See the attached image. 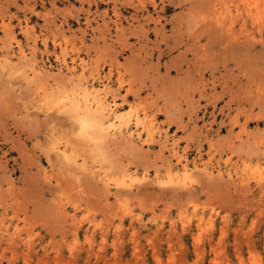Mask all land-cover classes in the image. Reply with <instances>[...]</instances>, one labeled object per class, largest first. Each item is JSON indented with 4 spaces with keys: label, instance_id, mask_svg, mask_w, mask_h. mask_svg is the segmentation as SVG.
<instances>
[{
    "label": "rangeland",
    "instance_id": "rangeland-1",
    "mask_svg": "<svg viewBox=\"0 0 264 264\" xmlns=\"http://www.w3.org/2000/svg\"><path fill=\"white\" fill-rule=\"evenodd\" d=\"M0 264H264V0H0Z\"/></svg>",
    "mask_w": 264,
    "mask_h": 264
},
{
    "label": "bare ground",
    "instance_id": "bare-ground-1",
    "mask_svg": "<svg viewBox=\"0 0 264 264\" xmlns=\"http://www.w3.org/2000/svg\"><path fill=\"white\" fill-rule=\"evenodd\" d=\"M22 57V56H21ZM17 64V63H16ZM28 68V67H27ZM32 68V67H31ZM83 70V69H82ZM84 72V71H83ZM43 74V73H42ZM80 78V77H79ZM97 79V78H96ZM63 80V79H62ZM77 81V80H76ZM71 82V81H70ZM73 82V81H72ZM92 82V81H91ZM83 84H84V82H83ZM93 88V87H92ZM107 88V87H106ZM110 88V87H109ZM97 89V88H96ZM98 90V89H97ZM102 90V89H101ZM86 91V90H85ZM84 91V92H85ZM92 91V90H91ZM94 91V90H93ZM103 91V90H102ZM68 93H69V91H67ZM82 93V92H81ZM86 93V92H85ZM96 93V92H95ZM89 94V93H88ZM92 94V93H91ZM97 94V93H96ZM110 94V93H109ZM64 95H66V94H64ZM72 95V94H71ZM76 95V94H75ZM86 95V94H85ZM100 95V94H99ZM78 96V95H77ZM83 96H84V94H83ZM83 96H82V98H83ZM87 96V95H86ZM88 96H91L90 94L88 95ZM61 97V96H60ZM65 97V96H64ZM70 97H72V96H70ZM70 97H68V95L65 97V99L64 100H66L67 102H68V104H70V106H71V108L74 110V112L76 113V116L78 117V120L80 121V124H81V128H82V130H85L86 131V133H87V130L88 129H90L91 130V132L93 133V138H95V139H99V138H101L102 137V135L104 136V135H106V134H108L109 133V131L110 130H116L115 129V124L113 123V121L109 124V125H107V126H105V124H104V120H103V114H104V106H103V103L101 102V100H100V98H98V94L97 95H93V96H91V99L90 100H92L93 101V104H94V106H95V110L94 111H96V112H93L95 115V117H92L93 115H91V114H93L91 111V109H94V108H91V109H89V107L88 108H86V109H83V113L81 112V108H80V106L77 104V103H75V101L73 102V99H71ZM99 97H101V96H99ZM62 98V97H61ZM60 98V99H61ZM78 98V97H77ZM80 98V97H79ZM81 98V99H82ZM86 98V97H85ZM84 98V99H85ZM59 99V100H60ZM63 99V98H62ZM61 99V100H62ZM60 100V101H61ZM87 100H88V98H87ZM86 103H87V101H86ZM85 106V105H84ZM107 106V105H106ZM86 107V106H85ZM58 110V109H57ZM134 112H137V111H134ZM137 114L136 113H134L133 114V116H136ZM139 116V115H138ZM138 116H136L135 117V120H136V122H138ZM126 117V116H125ZM131 117V116H130ZM146 117V116H145ZM128 118H129V116H128ZM109 119V118H108ZM115 122L118 124V125H120V123L122 124L123 122H125V121H123L124 120V117H119V116H116L115 118ZM146 119V118H145ZM128 120V119H127ZM126 120V121H127ZM131 120V119H130ZM145 121V120H144ZM141 122V121H140ZM147 122V121H146ZM108 124V123H107ZM125 124V123H124ZM147 125V124H146ZM105 126V127H104ZM141 126V125H140ZM144 128H145V125H144ZM119 129V128H118ZM152 129V128H151ZM116 132V131H115ZM160 132V131H159ZM117 133V132H116ZM150 133V132H149ZM152 133V132H151ZM129 134V133H128ZM111 135H113V134H111ZM139 137V136H138ZM90 139V138H89ZM106 144V143H105ZM103 146V145H102ZM186 160V159H185ZM79 167V166H78ZM196 167V166H195ZM213 167V166H212ZM190 169V168H189ZM188 169V165H187V167H184L183 169H182V172H181V174H179L177 177L179 178V179H182V180H184V179H186V178H188L189 176H191L192 175V171H190ZM191 170H193V169H191ZM179 171V170H178ZM197 171V170H196ZM84 172V171H83ZM194 172V171H193ZM178 174V173H177ZM230 174V173H229ZM210 175V174H209ZM129 175H127V176H123V178L122 179H128L129 177H128ZM131 178H132V176H130ZM162 178V177H161ZM165 178V177H164ZM176 178V177H175ZM126 182H128V181H126ZM188 184V183H187ZM186 184V185H187ZM103 186V185H102ZM119 192V191H118ZM107 193V192H106ZM73 222V221H72ZM2 227V226H1ZM8 231V230H7ZM15 231H17V230H15ZM4 233V232H3ZM9 234V233H8ZM12 234V233H11ZM15 238V237H14ZM11 241V240H10Z\"/></svg>",
    "mask_w": 264,
    "mask_h": 264
}]
</instances>
